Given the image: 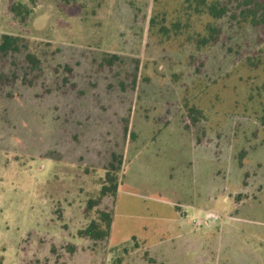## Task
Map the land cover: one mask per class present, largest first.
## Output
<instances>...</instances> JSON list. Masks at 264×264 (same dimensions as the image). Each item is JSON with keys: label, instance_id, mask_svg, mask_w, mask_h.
<instances>
[{"label": "rangeland", "instance_id": "374dc122", "mask_svg": "<svg viewBox=\"0 0 264 264\" xmlns=\"http://www.w3.org/2000/svg\"><path fill=\"white\" fill-rule=\"evenodd\" d=\"M198 4L0 0V36L39 59L0 84V264H264V44L197 46ZM113 155L114 204L88 210ZM104 209L107 242L79 238Z\"/></svg>", "mask_w": 264, "mask_h": 264}, {"label": "trees", "instance_id": "16d2710c", "mask_svg": "<svg viewBox=\"0 0 264 264\" xmlns=\"http://www.w3.org/2000/svg\"><path fill=\"white\" fill-rule=\"evenodd\" d=\"M59 1L63 4H69L75 0ZM30 2L34 3L35 0H30ZM197 3L204 5V11L216 23L214 26L208 28L206 38H201L195 43L197 46L218 45L222 56L230 63L235 61L238 63L243 61L250 63L258 55V47L264 44V0H214L210 3L205 0H197ZM21 9H23L25 15L29 13L26 7L20 5L10 7V12L18 16ZM220 22L223 27L220 26ZM150 23H152V19ZM28 43L26 39L19 36L9 34H2L0 36V84L5 81L3 76V74H6L4 72V68L6 67L5 62L8 63L10 74L13 77H17V74H15L17 69H23V61L34 69L39 64V59L29 50ZM243 45V50H241ZM251 47L253 49L249 51ZM20 54L22 55L21 62L15 59ZM103 57L104 62L106 59L107 65L121 62L120 56L114 53H105ZM62 70L69 72L70 68L65 66ZM225 73L221 68L216 72V74ZM22 74L23 77L27 75L26 72ZM27 84L30 85L32 82H27ZM261 116V119H264L263 113ZM188 117L191 119L192 124H196L201 118V113L192 107L189 109ZM120 164V156L113 155L112 162L105 168L104 179L102 180L97 199L87 202L86 207L88 210L98 206L106 198L111 199L114 204L119 184L116 169H119ZM112 211L106 209L97 210L96 217L85 228L78 230L77 236L92 243L107 242L112 223Z\"/></svg>", "mask_w": 264, "mask_h": 264}]
</instances>
